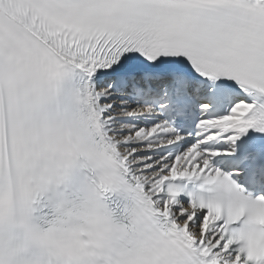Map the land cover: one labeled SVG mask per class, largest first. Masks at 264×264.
<instances>
[{
    "label": "bare ground",
    "instance_id": "bare-ground-1",
    "mask_svg": "<svg viewBox=\"0 0 264 264\" xmlns=\"http://www.w3.org/2000/svg\"><path fill=\"white\" fill-rule=\"evenodd\" d=\"M89 75L101 127L129 176L185 236L201 246L213 261L218 264H231L233 256L219 240L216 220L176 199H165L162 195V182L166 178L186 172L205 174L209 160L192 161L185 155L172 157L166 152L174 138L158 136L157 134L166 129L145 126L143 121L144 117L155 112L142 106L137 99H131L128 91L120 92L115 88L121 80L127 78L123 71L92 68ZM246 107L238 103L233 108V113L243 111Z\"/></svg>",
    "mask_w": 264,
    "mask_h": 264
}]
</instances>
